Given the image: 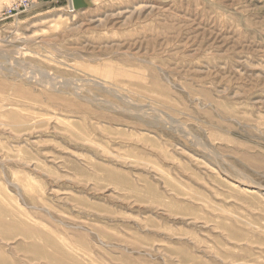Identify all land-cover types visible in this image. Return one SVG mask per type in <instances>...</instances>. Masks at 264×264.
I'll list each match as a JSON object with an SVG mask.
<instances>
[{
	"label": "rangeland",
	"instance_id": "rangeland-1",
	"mask_svg": "<svg viewBox=\"0 0 264 264\" xmlns=\"http://www.w3.org/2000/svg\"><path fill=\"white\" fill-rule=\"evenodd\" d=\"M25 1L0 264H264V0Z\"/></svg>",
	"mask_w": 264,
	"mask_h": 264
},
{
	"label": "built area",
	"instance_id": "built-area-1",
	"mask_svg": "<svg viewBox=\"0 0 264 264\" xmlns=\"http://www.w3.org/2000/svg\"><path fill=\"white\" fill-rule=\"evenodd\" d=\"M13 2L12 6H10L7 10H4L0 13V18H8L13 15L18 9L22 6H26L27 2L25 0H19L18 2Z\"/></svg>",
	"mask_w": 264,
	"mask_h": 264
},
{
	"label": "water",
	"instance_id": "water-1",
	"mask_svg": "<svg viewBox=\"0 0 264 264\" xmlns=\"http://www.w3.org/2000/svg\"><path fill=\"white\" fill-rule=\"evenodd\" d=\"M71 6L74 11L84 10L88 7L86 0H71Z\"/></svg>",
	"mask_w": 264,
	"mask_h": 264
}]
</instances>
